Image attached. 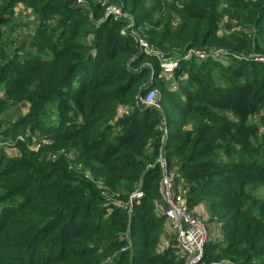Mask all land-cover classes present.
<instances>
[{"label": "trees", "instance_id": "16d2710c", "mask_svg": "<svg viewBox=\"0 0 264 264\" xmlns=\"http://www.w3.org/2000/svg\"><path fill=\"white\" fill-rule=\"evenodd\" d=\"M87 1L7 0L0 7V36L16 5L25 3L37 15L41 39L33 44L39 52L24 59L0 48V115L28 108L14 125L28 136L9 145L19 154L0 151V264H185L174 248L161 247L167 223L158 203L162 157L189 185L188 206L213 200L211 218L229 230L225 240L208 241L205 264H264V131L251 122L259 115L264 124V64L254 60L264 53V0H229L236 12H246L251 30L235 28L229 37L218 32L223 0H185L187 19L175 30L158 18L161 0L149 10L148 0L112 5L129 18L109 16L111 0ZM14 33L6 44L17 39ZM139 39L168 59L181 50H224L234 60L199 63L207 71L192 74L177 108L173 90L158 79L156 58L141 52ZM47 50L49 57H42ZM214 66L224 71L223 89L210 80ZM158 88L168 92L165 101L156 97L161 108L143 104ZM48 111L59 122L46 137L53 150H67L59 160L29 147ZM189 114L205 115L192 131L184 130ZM10 133L1 132L0 140L7 143ZM68 155H76L72 166ZM223 155L229 162L217 160ZM138 189L144 196L131 208Z\"/></svg>", "mask_w": 264, "mask_h": 264}, {"label": "rangeland", "instance_id": "374dc122", "mask_svg": "<svg viewBox=\"0 0 264 264\" xmlns=\"http://www.w3.org/2000/svg\"><path fill=\"white\" fill-rule=\"evenodd\" d=\"M7 0H0V7L3 6V4ZM112 3L109 4V8L114 5V3H118L119 0H111ZM87 0H77V3L79 5H85L87 4ZM185 0H161L158 5H156V9L159 11V20L165 23H171V27L173 30H175L183 21H186L187 17L185 15V5H184ZM153 0H148L146 3L143 5L147 10H149L153 6ZM233 1L229 0H223L220 8L222 10L226 9V13L222 14L221 16V25L219 26L218 32H221L225 30L226 35L229 37L233 33V29L237 28L239 30H247L250 32V29H247L246 24L244 23L245 21V16L246 12H241L238 11L236 12V9H233ZM110 9H107V12ZM234 11V12H232ZM110 12V11H109ZM148 12V11H147ZM222 12V11H221ZM117 13V12H115ZM111 15L119 18H125L128 17L127 14L125 15H119V14H114L112 13L111 10ZM110 16V14H109ZM130 19H132L130 17ZM11 21L7 24H5L3 31L0 36V46L1 50L5 52V54L10 55L14 54L15 50H17V55L15 58H20L24 59V55L29 54V53H38L39 48L38 47H33V44L36 42H41L40 38H37L36 32L37 28L39 25V21L37 19V15L34 12V9L27 6L25 3H19L16 5V11L15 13L11 16ZM133 20V19H132ZM18 24H21V27H16ZM48 24V23H46ZM48 26V25H44ZM14 32L16 34L15 39L12 43L9 42L6 44V41L8 37L11 35V32ZM39 31V30H38ZM41 34V33H40ZM40 37V36H39ZM41 37L42 39L45 38ZM218 50H214L211 53H204V55H201L200 53L195 52L194 50L189 52V51H178L175 52V57L178 58L179 63H182L184 65L183 73L180 77H176L175 81L173 83H167V88L173 90L174 94V106L178 108L179 105V99L183 96V92L188 90V87L190 86V83H188V79L192 76L193 73L196 72H206L207 68H204L203 66L200 67L199 63L201 62H206L207 58H217L219 60L223 61H232L234 60V57L231 56L230 54L226 55H221L216 53ZM48 50L45 51V53L42 55V57H49L48 55ZM165 54V53H164ZM259 55L264 56V53H259ZM187 62H190V64L187 65ZM4 64L2 61H0V65ZM190 71V72H189ZM223 69L220 68L219 66H214L212 69V72L210 74V80L213 82V84L221 89L225 88L227 86V81L225 77L223 76ZM187 73V74H186ZM0 95L1 97L4 96V88L0 87ZM164 92V96L162 97V94ZM156 97L158 99H163L165 101L168 98V92L164 91L162 88H158L156 92ZM155 97V98H156ZM156 107L161 108L159 105ZM163 108L166 110V106H163ZM216 111V110H215ZM6 114H1L0 115V133L1 132H8V130H11V135L7 139V143L3 142L0 140V151L1 150H6V154L9 156H17L19 153L16 149L10 148L9 145L10 143L14 140L13 137H23V136H28L27 133L22 130H16L15 131V124L19 122L27 113H28V108L25 107L24 105L22 106H17L16 108H12L11 110L5 111ZM218 114H227L225 111H216ZM207 114V113H206ZM190 116H195L193 119ZM205 115H186V119H184L185 122V128L184 130H195L198 127V119L204 120ZM213 123L218 124L219 122L217 120H212ZM59 122L58 116L54 114L53 112L48 111L46 113V116L42 119L41 121V126L40 128L36 129L33 133V136H36V140H40L41 138H45L48 134L52 133V128L56 126ZM251 122L257 124L259 127L262 128L264 131V124L260 121L259 115H255L251 118ZM26 128H30V126H27ZM174 128V126L170 127ZM165 133L169 132L168 125H166V128L164 129ZM35 140V141H36ZM32 142L31 144H33ZM53 145L51 146H45L43 147L39 152H42V154L46 153L48 154L51 159L53 160H59L61 159L62 156L67 155V150L66 149H57L53 150L52 149ZM230 148H235L237 151H241L244 153L245 156L248 157V159L252 162H256L257 164H261L260 160H254L251 159L248 156L249 150L247 148H243L242 145H239L238 143H232ZM68 158L70 157L69 155L67 156ZM76 155H72L69 159V162L71 163V166L74 164L76 161ZM231 158L230 160H232ZM217 160H224L227 162L229 159L223 155L219 156ZM234 160V159H233ZM232 160V161H233ZM229 162V161H228ZM78 168L81 167L80 164L77 165ZM72 171H74L72 169ZM171 171L174 176L177 179L176 182V192L178 194H186L188 197L189 193V185H187L181 174L178 172L177 167L174 165V168H172ZM254 192V191H253ZM254 195H262V192H254ZM214 202L213 200L209 199H201L199 201H191L189 202V209L199 216L203 221L207 224L209 233H210V239H216V238H222L225 240V234L229 233V230L226 229L223 231L221 228L220 222L216 221L211 218V213L210 211V203ZM158 203H159V208L163 210L164 204L162 202V198L159 196L158 198ZM168 224L166 223L165 228L163 233H167L169 231L168 229Z\"/></svg>", "mask_w": 264, "mask_h": 264}, {"label": "built area", "instance_id": "2783aa9c", "mask_svg": "<svg viewBox=\"0 0 264 264\" xmlns=\"http://www.w3.org/2000/svg\"><path fill=\"white\" fill-rule=\"evenodd\" d=\"M108 9H110V12L108 11L110 15L111 10L114 14L125 15L117 7L112 6ZM139 46L142 53L152 55L156 58L160 66L158 79L166 81L167 83H173L176 79L175 72L179 66L178 58L168 59L161 50L152 47L142 39H139ZM191 51L193 50H189V52ZM194 51L201 55L206 53L198 50ZM216 53L221 55L227 54L224 50H218ZM254 60L264 64V56L262 55L255 56ZM147 67L154 71L150 63H147ZM156 92V90L149 92L142 100L143 104L147 106H157L155 104ZM34 137V143L29 146L31 150L40 151L43 147L52 144V141L47 137L41 138L40 140H36L37 137ZM18 139L23 140V137L20 136ZM160 163L163 170L160 193L164 204L161 214L166 218L169 226V231L164 234L161 247L162 249L174 248L176 255L183 259L185 264H205V248L210 240L208 226L203 219L189 209L186 194H178L176 192L177 179L174 174L168 170L165 158L162 157ZM143 196L144 193L141 189L136 190L131 198V208L133 200H140ZM222 240V238L215 239L216 242H221Z\"/></svg>", "mask_w": 264, "mask_h": 264}, {"label": "crops", "instance_id": "0c3cea01", "mask_svg": "<svg viewBox=\"0 0 264 264\" xmlns=\"http://www.w3.org/2000/svg\"><path fill=\"white\" fill-rule=\"evenodd\" d=\"M169 227V226H168ZM169 229V228H168ZM166 234V233H165Z\"/></svg>", "mask_w": 264, "mask_h": 264}]
</instances>
